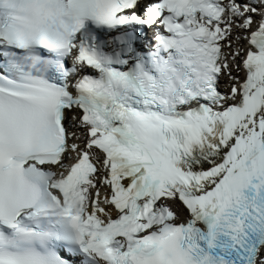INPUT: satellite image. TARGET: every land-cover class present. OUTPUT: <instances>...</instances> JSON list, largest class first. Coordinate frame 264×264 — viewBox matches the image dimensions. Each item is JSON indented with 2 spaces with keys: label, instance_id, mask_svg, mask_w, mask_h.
Listing matches in <instances>:
<instances>
[{
  "label": "snow or ice",
  "instance_id": "6c2138e0",
  "mask_svg": "<svg viewBox=\"0 0 264 264\" xmlns=\"http://www.w3.org/2000/svg\"><path fill=\"white\" fill-rule=\"evenodd\" d=\"M0 264H264V0H0Z\"/></svg>",
  "mask_w": 264,
  "mask_h": 264
}]
</instances>
